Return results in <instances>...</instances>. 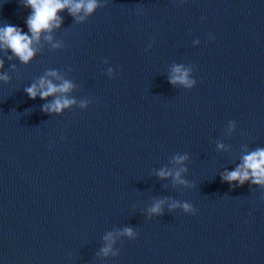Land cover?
Instances as JSON below:
<instances>
[{"label": "water", "instance_id": "water-1", "mask_svg": "<svg viewBox=\"0 0 264 264\" xmlns=\"http://www.w3.org/2000/svg\"><path fill=\"white\" fill-rule=\"evenodd\" d=\"M23 2L0 0V27L28 32ZM97 4L58 11L27 64L0 44V264H264V185L221 180L264 149V0ZM41 77L73 87L30 99Z\"/></svg>", "mask_w": 264, "mask_h": 264}, {"label": "clouds", "instance_id": "clouds-1", "mask_svg": "<svg viewBox=\"0 0 264 264\" xmlns=\"http://www.w3.org/2000/svg\"><path fill=\"white\" fill-rule=\"evenodd\" d=\"M23 7L30 8L31 12L26 18V26L28 32L25 33L20 27L10 24H4L0 27V44H3L7 49H10L14 56L18 57L21 63L27 64L34 56L35 49L31 47L34 41H38L42 31H51L52 28H58L61 24V18L57 16L58 11L65 8L68 9L69 15L75 16L81 11L87 16L91 15L94 10L99 6L97 0H24ZM28 33H31L29 36ZM45 39L51 40L50 36ZM59 45H54L58 47ZM11 58V57H10ZM3 67V61H0V68ZM15 66L13 65V68ZM174 73L169 83L175 84L177 82L191 88L196 84V80L189 79L188 70L183 69L182 66L174 67ZM48 76L57 77L55 71L47 72ZM0 80L8 82L10 77L7 74L0 75ZM73 85L64 80L59 85L53 84L50 80L41 77L38 82L32 83L31 86L25 87L23 91L30 99H36L39 96L42 100L49 96L56 94H64L72 89ZM74 103V100L68 99L64 95H59L52 102L42 106L41 111L46 113H60L64 108H67ZM83 106V105H82ZM176 163H182L187 159L186 155H176L173 157ZM186 169H180L174 175V180L182 184H187V181L181 180L180 175ZM159 176L165 177L172 175L171 172L161 170ZM251 179L253 184L264 185V149H257L243 157V163L238 165L234 171L226 172L221 176L223 182H227L233 186V182H237L235 186H242L244 183ZM163 201L155 202L149 209L150 214L162 216L163 212L161 204ZM182 207L184 213L195 215L196 209L189 202H173L170 208ZM151 219V216L149 217ZM123 234L135 239L137 235L133 229L126 227L123 229ZM111 233L104 237L110 239ZM102 251L107 255L111 251V244L106 246ZM118 253H113L117 255Z\"/></svg>", "mask_w": 264, "mask_h": 264}]
</instances>
